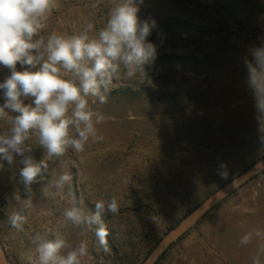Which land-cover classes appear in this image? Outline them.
Here are the masks:
<instances>
[{"label":"rangeland","instance_id":"1","mask_svg":"<svg viewBox=\"0 0 264 264\" xmlns=\"http://www.w3.org/2000/svg\"><path fill=\"white\" fill-rule=\"evenodd\" d=\"M115 2L55 0L41 35H77L87 22L94 23L90 35H95ZM135 2L142 21H156L148 40L156 44L157 57L146 66V76L115 81L106 104L90 100L105 116L97 126L103 140L86 146L83 153L69 150L49 162V181L70 171L73 184L62 191L49 188L48 198L42 186L34 184L33 208L23 231L8 222L19 208L14 194L26 198L19 183L20 157L12 165L3 162L0 249L10 264H33L32 240L37 232L48 231L59 232L72 248L86 242L82 264H142L163 236L208 196L264 158V133L245 64L252 59L249 50L264 44V0ZM8 75L0 66V82ZM4 127L0 123V132ZM35 139L29 143L35 144ZM32 155L40 160L44 153L34 147ZM225 171L226 179L221 175ZM257 183L264 184V170L231 194L257 189ZM73 193L93 211L97 200H118L119 213L103 215L107 251L92 232L63 216ZM223 200L172 243L156 264H206L204 229L224 210Z\"/></svg>","mask_w":264,"mask_h":264},{"label":"clouds","instance_id":"2","mask_svg":"<svg viewBox=\"0 0 264 264\" xmlns=\"http://www.w3.org/2000/svg\"><path fill=\"white\" fill-rule=\"evenodd\" d=\"M54 6L55 0H0V66L10 72L0 82L4 98L0 123L5 126L0 132V169L3 162L12 165L20 157L19 183L26 198L14 194L19 208L8 217L17 231L24 230L28 210L33 208L34 184L42 186L45 198L51 195L49 188L62 191L73 184L70 171L49 181V162L60 160L69 150L83 153L86 146L103 140L97 126L105 116L93 109L90 100L106 104L115 81L146 76V66L157 57L156 44L148 40L156 21H142L135 0H116L105 26L95 35H90L95 29L92 22L77 35H41ZM249 51L247 84L253 93L259 130L264 133V44ZM33 137L35 144L29 143ZM34 147L43 150L40 160L32 155ZM221 175L227 178L226 171ZM94 205V211L90 210L73 193L63 216L72 225L92 232L107 251L109 232L103 215L118 214L120 204L113 197ZM254 236L264 237V232H247L239 244L248 245ZM32 243L36 253L33 264H82L87 255L86 242L72 248L59 232H37ZM65 249L70 250L65 253ZM262 257L264 243L258 246L252 264H264Z\"/></svg>","mask_w":264,"mask_h":264},{"label":"crops","instance_id":"3","mask_svg":"<svg viewBox=\"0 0 264 264\" xmlns=\"http://www.w3.org/2000/svg\"><path fill=\"white\" fill-rule=\"evenodd\" d=\"M257 185L258 188L252 191L227 196V200H223L224 210L207 223L205 242L201 241L207 254L206 264H252V257L258 246L264 243V237L254 236L248 245L243 246L239 240L250 231L254 233L259 229L264 232V184Z\"/></svg>","mask_w":264,"mask_h":264},{"label":"water","instance_id":"4","mask_svg":"<svg viewBox=\"0 0 264 264\" xmlns=\"http://www.w3.org/2000/svg\"><path fill=\"white\" fill-rule=\"evenodd\" d=\"M264 170V158L244 169L236 177L230 179L222 187L208 196L199 204L186 218H184L176 227L166 233L163 238L154 246L149 255L142 264H156L158 259L177 241L185 232L196 224L210 209L229 196L235 190L246 184L256 175ZM0 264H10L5 253L0 249Z\"/></svg>","mask_w":264,"mask_h":264},{"label":"trees","instance_id":"5","mask_svg":"<svg viewBox=\"0 0 264 264\" xmlns=\"http://www.w3.org/2000/svg\"><path fill=\"white\" fill-rule=\"evenodd\" d=\"M256 176H257V175H256ZM252 179H253V178H252ZM242 186H243V185H242ZM242 186H241V187H242ZM238 189H239V188H238Z\"/></svg>","mask_w":264,"mask_h":264}]
</instances>
